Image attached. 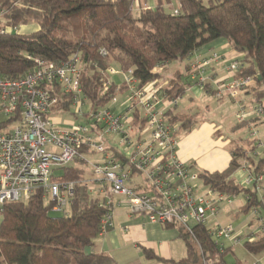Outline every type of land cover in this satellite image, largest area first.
Instances as JSON below:
<instances>
[{
  "label": "trees",
  "instance_id": "16d2710c",
  "mask_svg": "<svg viewBox=\"0 0 264 264\" xmlns=\"http://www.w3.org/2000/svg\"><path fill=\"white\" fill-rule=\"evenodd\" d=\"M134 1L0 0L2 24L11 31L30 23L37 25L31 33L0 34V77L23 76L35 67L33 58L60 63L77 54L82 64L80 86L85 98L91 107L104 106L126 89L124 84L111 82L108 90L101 92L108 67L131 68L140 85H146L160 77L157 67L181 62L197 48L224 38L232 50L243 55L242 67L234 77L253 76L247 93L264 106V0H176L178 14L168 11L163 0L137 10ZM101 48L106 50L103 56L99 53ZM189 72L186 65L183 72L178 70L169 79L163 89L167 100L176 99L188 86L196 84L190 80ZM202 87L208 89V84ZM55 110L73 115L69 96H62ZM163 115L173 127L178 124L190 129L195 122L193 116L174 113L171 108ZM131 116V123L138 128L145 123L140 110ZM257 120L258 117L241 121L237 127ZM255 148L254 141L237 145L230 150L231 158L224 170L203 171L198 176L205 185L221 192L243 194L241 212L255 208L264 215V200L258 196L257 183L246 187L231 177L244 162L255 177L264 175V148L259 157H254ZM110 150L115 157L123 158L114 146ZM82 151L86 152V148ZM54 178L76 182L68 214L53 215L55 212L49 211V204L40 193L6 203L0 221V264H116L106 254L87 250L99 235L105 209L100 206L101 199L92 196L82 183V170L68 165ZM167 225L178 229L186 244V256L176 262L168 261L145 250L146 256L164 264H202L204 259L226 264L224 257L230 248L215 245L205 226L194 225L189 233L181 225ZM242 245L251 254L264 253V234L244 240Z\"/></svg>",
  "mask_w": 264,
  "mask_h": 264
},
{
  "label": "built area",
  "instance_id": "2783aa9c",
  "mask_svg": "<svg viewBox=\"0 0 264 264\" xmlns=\"http://www.w3.org/2000/svg\"><path fill=\"white\" fill-rule=\"evenodd\" d=\"M172 13L178 14L179 7L173 8ZM3 14L0 10V34L10 33L11 29L2 24ZM99 53L103 56L106 50L101 48ZM218 58L217 54H211L202 61L191 62L190 80L200 86L206 84L205 65ZM33 61V70L19 78L0 77V214L6 203L27 200L40 193L49 204V211L67 215L76 182L54 177L62 167L84 161L98 177L82 183L92 196L101 199L100 206L105 209L99 234L111 227L113 206L125 204L131 213L145 215L149 221L163 225H181L189 233L194 225L205 226L220 248H224V241H241L242 236L235 233L231 224L219 225L214 221L211 227L207 226L217 217L221 204L230 203L235 195L205 185L177 156L174 127L165 119L164 111L156 108L159 87L148 83L140 85L131 68L108 67L101 92L108 90L112 82L110 76L117 73L121 74L127 91V113L115 115L108 104L91 107L85 98L80 86L79 55L73 54L60 63L40 58ZM241 67V60L227 65L234 73ZM253 82L252 76L233 77L216 83V93L238 100ZM62 96H69L73 116H83L84 123L60 126L54 121L52 114L59 111L55 109ZM136 109L146 118L139 128L131 123ZM263 115L264 106L257 103L249 110L241 108L236 119L241 122L249 116ZM255 132L253 130L252 134ZM110 134H115L118 143L123 145V149L118 143L115 146L123 158L115 157L110 150ZM84 147L86 152L82 151ZM88 154H100L101 160L88 161L85 159ZM241 169L245 173L243 185L248 187L256 182V190H260L264 175H252L246 162ZM199 179L200 185L197 184ZM95 192L102 196L94 195ZM113 196L120 197L117 203L113 202ZM260 198L264 200V194ZM249 211L253 215L249 224L255 223V226L243 236L245 240L264 234V217L255 208ZM262 261L264 253L252 264ZM202 264L215 263L204 259Z\"/></svg>",
  "mask_w": 264,
  "mask_h": 264
},
{
  "label": "crops",
  "instance_id": "0c3cea01",
  "mask_svg": "<svg viewBox=\"0 0 264 264\" xmlns=\"http://www.w3.org/2000/svg\"><path fill=\"white\" fill-rule=\"evenodd\" d=\"M163 1L166 7L171 4V2L166 4V0ZM155 2L156 0H145V7H153ZM178 7L179 5L174 8ZM211 54H217L219 58L205 65L204 73L206 75V84H208V89H204L202 86L197 84L188 86L184 94L188 92L189 97L185 103L181 104L183 110L179 111L178 108L181 106L178 104L179 101L171 103L172 100H167L166 96L163 94V89L167 86L169 79L175 74L176 71L180 70L183 72L186 65L189 66V64L193 61H202ZM242 57L243 55L241 53L231 49L226 39L218 38L202 47L197 48L185 60L181 61L184 64L183 69H176L173 72L168 73L164 72L166 71L168 64L157 67L156 71L160 73V77L154 82L148 83V85L154 84L160 88V99L156 105L157 109L165 112L171 108L173 109L174 113L193 116V119L195 120L193 126L190 129H184L189 130V133L186 134L182 139H177V156L190 167L193 163L192 159H196L197 162L201 163L202 167H204V171H222L229 164L231 158L230 150L237 145H242L235 144L228 152L227 149H223L224 146L226 147L227 145L226 141L216 139L208 142L207 137L211 136L213 129L206 123H202L199 127H197V117L195 114H192L187 110L191 104H193L195 100L194 97L199 96L203 90L208 93H212V91L216 90V83L232 79L234 77V72L229 71L227 69V65L231 61L241 60ZM184 75L185 74H183L182 78L185 77ZM110 80L117 86L122 85V76L119 73L111 75ZM181 96L177 98H180ZM235 101H237L244 110H249L246 109L245 104H247L249 101H253V99L251 94L245 91L240 95L239 99H236ZM108 105L115 115L127 113L128 101L126 89L117 94L115 101L109 102ZM262 117L263 116H258V120L255 123L261 122L263 120ZM251 118L255 117L249 116L246 118V120ZM237 124L235 125V129H238ZM175 126L180 128L178 124H175ZM116 139L117 138L116 136L114 137V135L111 136L110 134L108 136L110 146H117ZM245 144L246 141L244 142V145ZM115 148L118 149V147ZM231 177L236 182L243 184L245 173L240 167L235 173L232 174ZM100 196H102V194ZM119 199L120 197L118 196L112 197L114 203H117ZM244 203L240 206L237 213L241 212L240 210ZM111 223V227L105 233L99 234L95 238L93 245L87 249L88 252L106 254L110 256L116 264H164L156 258H150L146 256L144 252L145 250L150 251L158 258L168 261L176 262L186 256V244L181 238L176 227L163 225L157 222H151L145 215L131 213L125 204L113 206L111 212ZM248 232L243 233L239 231L237 233L243 237L246 236ZM244 240L245 238L243 241ZM236 243L237 242L234 241L223 242L224 248L229 247V251H232V245ZM252 255L256 256L255 254ZM255 260L256 259H252L251 261L254 262ZM169 263L173 264L171 262ZM237 263L241 262L238 260L233 262V264ZM261 264H264V262H261Z\"/></svg>",
  "mask_w": 264,
  "mask_h": 264
},
{
  "label": "rangeland",
  "instance_id": "374dc122",
  "mask_svg": "<svg viewBox=\"0 0 264 264\" xmlns=\"http://www.w3.org/2000/svg\"><path fill=\"white\" fill-rule=\"evenodd\" d=\"M205 2V0H204ZM178 2L176 0H171V4L166 7L168 11H172L174 7L178 6ZM145 0H138L134 3V8L138 9L140 7H145ZM18 32L25 34L31 33L32 31L37 29V25L34 23H30L27 25L19 26ZM183 62L174 61L168 64L166 71L164 72H173L176 69H183ZM163 72V71H162ZM253 77V76H252ZM254 78V77H253ZM253 85V84H252ZM189 97V93H185L180 98H177L175 101H179L178 104L181 105L187 101ZM244 98V96H243ZM194 102L191 104L189 109H187L192 114H195L197 117L196 125L200 126L202 123H206L211 126L213 129L211 136L207 137V141H213L216 139H220L227 142L226 147L223 149L229 150L235 144L244 145L245 141H254L256 144V148L252 155L254 157H259L262 154L264 148V115L263 120L259 123H249L246 127L235 129V125L238 123L236 119L237 111L240 110L241 106L237 101L229 98L227 95L219 96L217 93H208L203 90V92L194 97ZM177 104V103H176ZM257 102L249 101L245 104L246 109H252ZM179 111L183 110L182 105L178 108ZM52 117L56 123L60 126H71L79 123H84V117L78 116L74 117L69 113V111H56L52 114ZM70 122V123H68ZM253 130L256 132L252 134ZM189 133V130H184L182 128H178L175 126V136L178 140L182 139L186 134ZM115 134H111V136ZM117 138V137H116ZM116 143H118V139H116ZM259 142V143H258ZM119 144V143H118ZM120 149H123V145L119 144ZM201 156V155H200ZM85 159L92 162H97L101 160L100 154H88L85 156ZM193 163L191 164V171L195 174H199L204 171V167H202L201 163H198L196 159H192ZM73 166H77L82 170L83 180H91L97 178L91 166L88 162L84 161H76ZM58 174V173H57ZM197 184H201V180L197 181ZM260 190H257L258 196L264 194V181L261 183ZM94 195H100L98 192H95ZM245 202V197L243 194L236 195L232 198L230 203L221 204V208L219 209V213L217 217L212 219L207 223V226L211 227L213 222L216 221L219 225L231 224L235 233L241 231L246 233L253 229L255 223L253 225L249 224V221L253 219V215L250 211L247 213H237L240 206ZM53 215H58L56 213H52ZM264 217V215H262ZM1 221V214H0ZM192 225V224H191ZM244 235V234H243ZM243 237H241V241L232 245V251H228L225 255L224 259L226 264H233L235 260L240 261L242 264H252V259L261 258V254L256 256L252 255L248 252L243 246ZM264 262V261H262Z\"/></svg>",
  "mask_w": 264,
  "mask_h": 264
},
{
  "label": "water",
  "instance_id": "95a60500",
  "mask_svg": "<svg viewBox=\"0 0 264 264\" xmlns=\"http://www.w3.org/2000/svg\"><path fill=\"white\" fill-rule=\"evenodd\" d=\"M18 32H17V30L16 29H13L12 31H11V34H17Z\"/></svg>",
  "mask_w": 264,
  "mask_h": 264
}]
</instances>
